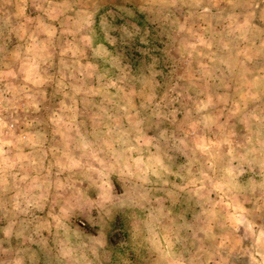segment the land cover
<instances>
[{
	"label": "rangeland",
	"instance_id": "1",
	"mask_svg": "<svg viewBox=\"0 0 264 264\" xmlns=\"http://www.w3.org/2000/svg\"><path fill=\"white\" fill-rule=\"evenodd\" d=\"M0 264H264V0H0Z\"/></svg>",
	"mask_w": 264,
	"mask_h": 264
},
{
	"label": "crops",
	"instance_id": "2",
	"mask_svg": "<svg viewBox=\"0 0 264 264\" xmlns=\"http://www.w3.org/2000/svg\"><path fill=\"white\" fill-rule=\"evenodd\" d=\"M221 4H222V2L219 3V6H220ZM219 6H218V7H219ZM218 10H219V8H218Z\"/></svg>",
	"mask_w": 264,
	"mask_h": 264
}]
</instances>
